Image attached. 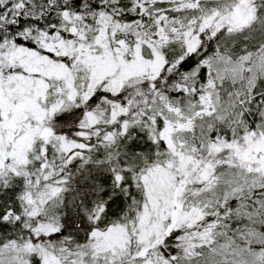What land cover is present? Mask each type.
I'll return each mask as SVG.
<instances>
[{"label":"snow or ice","instance_id":"1","mask_svg":"<svg viewBox=\"0 0 264 264\" xmlns=\"http://www.w3.org/2000/svg\"><path fill=\"white\" fill-rule=\"evenodd\" d=\"M0 264H264V0H0Z\"/></svg>","mask_w":264,"mask_h":264}]
</instances>
